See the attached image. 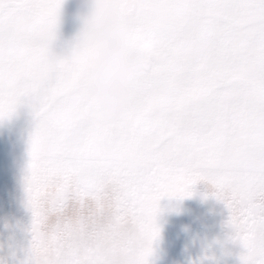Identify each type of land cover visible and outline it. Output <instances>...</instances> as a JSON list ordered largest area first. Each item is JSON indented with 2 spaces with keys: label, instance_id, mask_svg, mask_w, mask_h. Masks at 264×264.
<instances>
[{
  "label": "snow or ice",
  "instance_id": "1",
  "mask_svg": "<svg viewBox=\"0 0 264 264\" xmlns=\"http://www.w3.org/2000/svg\"><path fill=\"white\" fill-rule=\"evenodd\" d=\"M63 3L0 0V120L21 105L33 115L30 264H150L160 201L200 183L227 210L240 264H264V0H112L137 74L111 124L82 41L53 51ZM89 197L94 213L47 227Z\"/></svg>",
  "mask_w": 264,
  "mask_h": 264
},
{
  "label": "rangeland",
  "instance_id": "2",
  "mask_svg": "<svg viewBox=\"0 0 264 264\" xmlns=\"http://www.w3.org/2000/svg\"><path fill=\"white\" fill-rule=\"evenodd\" d=\"M81 0H64L53 51L71 50L80 29ZM33 115L21 105L10 118L0 120V264H30L32 212L27 205L26 177ZM200 183L182 200L162 199L150 264H240L243 251L229 239L225 206L206 193Z\"/></svg>",
  "mask_w": 264,
  "mask_h": 264
},
{
  "label": "clouds",
  "instance_id": "3",
  "mask_svg": "<svg viewBox=\"0 0 264 264\" xmlns=\"http://www.w3.org/2000/svg\"><path fill=\"white\" fill-rule=\"evenodd\" d=\"M77 37L89 54V76L97 119L111 124L128 109L135 90L137 66L134 47L126 21L113 7L112 0H81ZM96 211L91 197L83 204L71 202L63 210L52 212L50 229L58 222H78ZM137 233L129 237V253H134Z\"/></svg>",
  "mask_w": 264,
  "mask_h": 264
}]
</instances>
